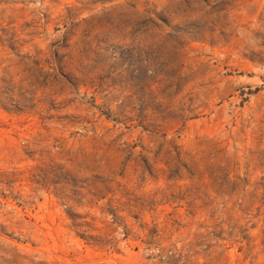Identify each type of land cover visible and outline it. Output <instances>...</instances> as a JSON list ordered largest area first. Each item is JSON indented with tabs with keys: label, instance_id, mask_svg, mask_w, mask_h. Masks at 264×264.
Here are the masks:
<instances>
[{
	"label": "rangeland",
	"instance_id": "374dc122",
	"mask_svg": "<svg viewBox=\"0 0 264 264\" xmlns=\"http://www.w3.org/2000/svg\"><path fill=\"white\" fill-rule=\"evenodd\" d=\"M0 264H264V0H0Z\"/></svg>",
	"mask_w": 264,
	"mask_h": 264
}]
</instances>
